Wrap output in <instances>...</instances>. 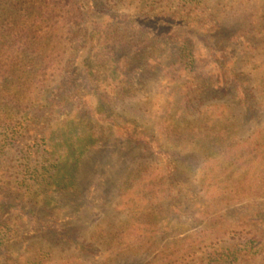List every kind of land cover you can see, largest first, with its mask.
Wrapping results in <instances>:
<instances>
[{
	"label": "rangeland",
	"instance_id": "rangeland-1",
	"mask_svg": "<svg viewBox=\"0 0 264 264\" xmlns=\"http://www.w3.org/2000/svg\"><path fill=\"white\" fill-rule=\"evenodd\" d=\"M0 1V264H264V0Z\"/></svg>",
	"mask_w": 264,
	"mask_h": 264
},
{
	"label": "trees",
	"instance_id": "trees-1",
	"mask_svg": "<svg viewBox=\"0 0 264 264\" xmlns=\"http://www.w3.org/2000/svg\"><path fill=\"white\" fill-rule=\"evenodd\" d=\"M17 14H4L2 11V3L0 1V116H2V111L8 112V110H11L10 105H6L4 103H7L6 100V94H3L4 90V82L6 79V73L7 71L11 72L12 70H16L18 64V60L27 58L26 52L30 51L27 47V43L30 44L29 41L24 40L25 37H27L32 31V24L31 21L28 18H17ZM43 26H41L39 29H42ZM100 28V26H99ZM37 30L34 29V32ZM98 31H101V28L98 29ZM37 38V34H34ZM38 41H40V38H37ZM34 50L32 51V53ZM16 61L14 62V60ZM23 68V66H22ZM37 73H35L36 76ZM33 75V74H32ZM27 79H25L26 81ZM32 81H35L32 79ZM26 84V82L24 83ZM31 84H29L30 86ZM18 90L15 91V95ZM14 102H16V108L17 106H20L18 100V95L16 99H13ZM32 103L39 104L40 106L45 103V99L42 97H39V95L32 99H30ZM7 110V111H6ZM29 113V112H28ZM126 129H131V124H122ZM3 131V130H2ZM7 131L14 132V128H10ZM7 134V133H6ZM9 135V133H8ZM4 147L0 146V155L4 151ZM259 249L258 245L254 243L247 244L246 251L249 253H255ZM223 255V254H221ZM220 258L219 256H217Z\"/></svg>",
	"mask_w": 264,
	"mask_h": 264
}]
</instances>
